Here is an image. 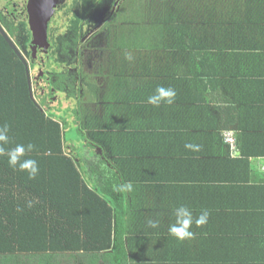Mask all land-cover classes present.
I'll use <instances>...</instances> for the list:
<instances>
[{
    "label": "crops",
    "instance_id": "1",
    "mask_svg": "<svg viewBox=\"0 0 264 264\" xmlns=\"http://www.w3.org/2000/svg\"><path fill=\"white\" fill-rule=\"evenodd\" d=\"M89 12V24L80 17L75 26L77 54L111 16L110 27L127 19L129 45L110 51L106 29L99 49L86 47L91 85L84 107L97 125L85 132L77 122L83 156L71 142L68 149L118 216L127 261L264 264V0H96ZM69 54L61 69L78 64ZM158 86L176 90L173 105L147 103ZM126 182L133 191H113ZM179 204L194 216L210 212L205 226L193 225L195 238L183 242L168 234ZM157 216L160 227L149 228Z\"/></svg>",
    "mask_w": 264,
    "mask_h": 264
},
{
    "label": "trees",
    "instance_id": "2",
    "mask_svg": "<svg viewBox=\"0 0 264 264\" xmlns=\"http://www.w3.org/2000/svg\"><path fill=\"white\" fill-rule=\"evenodd\" d=\"M72 2L71 11L88 10L79 18L81 24H89V10L95 7L96 0H81L82 4L76 6L77 0ZM60 13L61 17L66 16ZM59 15L52 20L60 19L62 24ZM130 16L133 17L132 11ZM8 19L0 11L1 26L14 40L17 26ZM126 20H115L114 27H110L114 21L111 16L100 31L96 29L91 35L93 43L88 45L87 39L74 58L78 62L75 71L61 69L59 62V70L47 75L48 66L44 64L36 94L33 89L34 99L30 96L25 65L0 33V125L7 123L10 127L8 147L20 143L35 145L26 158L35 159L40 169L35 179H29L27 173L9 167L6 157H0V264H130L122 233L117 230L118 216H112L111 209L95 191L97 187H91L81 174L75 157L67 152L70 140L64 132L69 119L81 123L85 132L96 128L95 118L88 115L92 111L87 112L84 107L89 102L85 95L87 86L91 85V79L84 75V52L86 47L99 49L104 38L99 33L107 29L106 47L119 54L129 45L124 35ZM58 30L62 29L58 26ZM76 37L79 43L81 35ZM68 46L63 40L61 58L69 54ZM55 101L57 108L68 104L67 111L73 113L70 118H61L63 114L53 111ZM84 121L87 124H82ZM112 217L116 219L114 225Z\"/></svg>",
    "mask_w": 264,
    "mask_h": 264
},
{
    "label": "rangeland",
    "instance_id": "3",
    "mask_svg": "<svg viewBox=\"0 0 264 264\" xmlns=\"http://www.w3.org/2000/svg\"><path fill=\"white\" fill-rule=\"evenodd\" d=\"M63 3L60 7L58 6L55 16L61 14L60 12L62 11V14L64 15L61 17L63 21L61 24L60 19H56L53 24H49V42H52V47L49 49V54H50V59L43 57V61L45 64H47V69L45 70L46 74L49 75L51 73H54V71L59 70V65L58 63H65L67 62L66 57L61 58V47H62V41H65V46H67V43H69L68 49L71 52V63L75 62L74 58L76 57L77 54V47L78 44L75 41V37L78 36L80 33L79 31H75V26L77 21L79 20V17L81 15V12L76 10V11H71L69 9V6H74V2L72 0H62ZM82 4L81 0H77L76 5ZM68 6V7H67ZM16 9V10H15ZM64 9V10H63ZM80 10V9H79ZM0 11L5 14V16L9 21H12L16 26H17V36L14 38V41L16 42L17 46L19 47V50L23 54V56L26 57L28 60V63L30 66H32L31 70V76H32V82H33V89H34V94L37 93L36 88V82H35V76L37 77L39 75L40 67L38 66H33V58L31 57V42L33 39L31 29L29 27V22H28V15H27V10H26V2L25 0H0ZM60 21V22H59ZM51 22V23H52ZM0 21V25H1ZM57 25V26H54ZM3 26V25H2ZM52 26V27H51ZM58 26L62 30H58ZM51 29H52V34H51ZM56 36V37H55ZM77 38V37H76ZM60 49V50H59ZM37 63V62H36ZM68 63H70V59L68 60ZM75 65L69 66V68H74ZM45 84V83H43ZM49 90V89H48ZM78 105H83L84 103H77ZM57 103L56 101L53 103V107H56ZM63 108V107H62ZM55 108L53 111L58 112L60 111L63 115L61 118H70V111H67L66 108ZM69 110V109H68ZM51 111V108H50ZM73 114V113H72ZM76 124L73 122L72 119H69V125L66 126V131L65 135L66 138L70 140L72 144H74V147L76 148V151L78 152L79 156H83L84 149H83V143L84 141H81L82 133L79 131V129L75 128ZM73 146L71 147L72 149H68L67 152L75 157V150ZM76 158V157H75Z\"/></svg>",
    "mask_w": 264,
    "mask_h": 264
},
{
    "label": "clouds",
    "instance_id": "4",
    "mask_svg": "<svg viewBox=\"0 0 264 264\" xmlns=\"http://www.w3.org/2000/svg\"><path fill=\"white\" fill-rule=\"evenodd\" d=\"M125 58L128 61L134 59L130 52L125 53ZM177 97V92L172 87L158 86L154 93L147 98V103L153 107L164 105H173ZM10 127L7 123L0 125V157L7 158V164L13 170L27 173L29 179H35L39 174V165L35 159L26 158L28 153H31L35 145L16 144L14 147H8L11 142ZM185 148L194 151L199 150L198 145L191 143L185 144ZM113 191L118 193H128L133 191L132 182H126L115 185ZM171 214L174 217V222L168 226V234L176 240L183 242L195 238L196 233L192 230L193 225L196 228H202L208 223L210 212L206 209L201 210L198 216L193 215V210L185 205L179 204L171 209ZM147 226L151 229L160 227L159 216L147 220Z\"/></svg>",
    "mask_w": 264,
    "mask_h": 264
},
{
    "label": "water",
    "instance_id": "5",
    "mask_svg": "<svg viewBox=\"0 0 264 264\" xmlns=\"http://www.w3.org/2000/svg\"><path fill=\"white\" fill-rule=\"evenodd\" d=\"M61 2L62 0H28L26 10L28 15L29 27L33 36L31 42V50H33V54H35L37 50L42 51L45 54L48 53V50L51 46L49 42V24ZM0 33L3 35L6 42L25 65L30 96L32 99H34L33 85L28 60L25 56H23L14 40L1 25Z\"/></svg>",
    "mask_w": 264,
    "mask_h": 264
},
{
    "label": "flooded vegetation",
    "instance_id": "6",
    "mask_svg": "<svg viewBox=\"0 0 264 264\" xmlns=\"http://www.w3.org/2000/svg\"><path fill=\"white\" fill-rule=\"evenodd\" d=\"M27 2H28V0H27ZM26 2V3H27ZM27 6V5H26ZM16 10V9H15ZM53 19V18H52ZM52 27V26H51ZM50 30V29H49ZM51 34H52V29H51ZM32 48V47H31ZM51 48V47H50ZM48 54V55H47ZM47 54H45V53H43L42 51H39V50H37L36 52H35V54H33V50H31V57L33 58V66H38V67H40L39 69H40V71H39V75L36 77L35 76V82H36V85H37V87H39L40 85H41V83H42V81L40 80V77L41 76H43V71H42V67H43V65L45 64V62H41V61H43V57H45V55H46V57H45V59L46 58H48V59H50V54H49V50H48V53ZM37 62V63H36ZM31 68H33V67H31Z\"/></svg>",
    "mask_w": 264,
    "mask_h": 264
},
{
    "label": "built area",
    "instance_id": "7",
    "mask_svg": "<svg viewBox=\"0 0 264 264\" xmlns=\"http://www.w3.org/2000/svg\"><path fill=\"white\" fill-rule=\"evenodd\" d=\"M226 141L231 144L234 143V138L232 134H226Z\"/></svg>",
    "mask_w": 264,
    "mask_h": 264
}]
</instances>
